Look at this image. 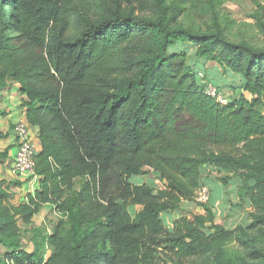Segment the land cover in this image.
<instances>
[{
    "label": "trees",
    "instance_id": "1",
    "mask_svg": "<svg viewBox=\"0 0 264 264\" xmlns=\"http://www.w3.org/2000/svg\"><path fill=\"white\" fill-rule=\"evenodd\" d=\"M177 1L182 8L0 0V88L19 84L39 140L34 194L2 208L10 193L0 181V246L13 264H185L210 253L235 233L213 221V206L170 229L162 218L201 185L211 190L207 166L223 183L242 173L238 193L251 220L235 229L253 248L245 231L264 226V47L230 41L219 27L184 26L185 10H212L213 0ZM185 43L196 46L195 62ZM207 61L214 66L205 70ZM207 84L242 94L220 105ZM145 168L162 188L129 182ZM46 205L60 215L52 232L20 250L18 219L30 224Z\"/></svg>",
    "mask_w": 264,
    "mask_h": 264
},
{
    "label": "rangeland",
    "instance_id": "2",
    "mask_svg": "<svg viewBox=\"0 0 264 264\" xmlns=\"http://www.w3.org/2000/svg\"><path fill=\"white\" fill-rule=\"evenodd\" d=\"M169 1L178 4L182 8L181 3L177 0ZM213 4L212 10L209 11L185 10L178 21L194 30H213L219 27L222 34L230 41L246 42L256 48L264 47V0H213ZM182 46L188 54V60L195 62L194 51L196 46L189 43H185ZM213 66L214 63L210 61L204 62L205 70L211 69ZM218 70L219 72L221 71L220 69ZM220 76L231 81L225 73H220ZM200 80L205 85V77L200 75ZM223 92L228 100H233L242 94L239 88L233 89L231 87H223ZM244 95L248 99L250 98L247 93H244ZM262 111L264 112V106ZM5 167L0 166V174L3 178H17L11 173L10 168L9 171L5 172ZM144 172V175L140 177H130L129 182L131 184L145 182L156 189L163 187L164 181L157 178L149 168H145ZM207 174L208 176L211 175L215 180H220L226 176L225 174L219 176L216 172H208ZM241 174V172L234 175L228 174L229 177H226L227 179H236L233 184L227 181H225L226 183L222 182L224 190H220V195L217 191L218 182H208L211 190H209L207 203L199 204L192 198L186 203H180L179 206L181 208L179 210L181 214H177L176 210L171 211L174 217L178 216V219L181 218V215L189 218L193 214L202 212L206 214V207L213 206V221L224 225L231 231L235 230L231 240L217 246L210 253L190 259L185 264H264V226L245 231V234L253 240V248L245 241L242 232L235 229L240 225H247L251 220V208L240 199L238 193L239 188L243 186L241 185ZM235 175L240 176V178L235 177ZM2 186L6 187L10 193L9 199H4L2 206V208H8L17 203L18 199L15 197L14 192L11 191L10 186L6 185V180L2 183ZM139 208L136 207L135 210ZM1 213L0 209V217ZM59 218L60 215L55 207L46 205L42 207L39 214L33 218L30 224L25 225L18 219V229L13 235L19 238L20 250H30L32 248V240L35 237L40 240L44 233H51ZM256 251L260 252L262 256H258L255 253ZM5 252L6 249L0 246V264H13L10 254L8 255ZM45 255H48V250L45 251Z\"/></svg>",
    "mask_w": 264,
    "mask_h": 264
},
{
    "label": "crops",
    "instance_id": "3",
    "mask_svg": "<svg viewBox=\"0 0 264 264\" xmlns=\"http://www.w3.org/2000/svg\"><path fill=\"white\" fill-rule=\"evenodd\" d=\"M23 96L19 91V84L6 81V84L0 88V153L6 152V157L1 158L0 166L5 167V172L11 167L15 152H16V142L14 125L16 122L23 120L26 121L24 109L20 106ZM36 142V151L39 150V140H38V129L37 127H30ZM7 168V169H6ZM210 166H207L203 170V180L207 182L217 181L218 193L220 195V190H224L222 187V182L220 180H215L211 175L208 176V172L217 173L219 176L222 175L216 168L210 170ZM140 177V176H139ZM6 180V185L10 186L12 192H14L15 197L18 199L17 202L25 199L27 193L34 194V191L38 188V178L35 179H21L14 178L6 179L0 174V181L4 183ZM17 182V183H15ZM233 184L234 181L231 179L228 181ZM145 182H141L142 184ZM11 192V193H12ZM188 200H182L180 203L187 202ZM181 208V206L179 207ZM179 208L176 209L177 214H181ZM250 208V207H249ZM204 214L205 213H200ZM184 215V214H183ZM181 217H183L181 215ZM165 227L170 229L172 227L173 221L178 219V216L174 217L173 213L163 214L162 216Z\"/></svg>",
    "mask_w": 264,
    "mask_h": 264
},
{
    "label": "built area",
    "instance_id": "4",
    "mask_svg": "<svg viewBox=\"0 0 264 264\" xmlns=\"http://www.w3.org/2000/svg\"><path fill=\"white\" fill-rule=\"evenodd\" d=\"M206 94L211 96L220 105L228 102L223 90L207 84L205 88ZM16 152L11 163V173L21 179H35L34 172V155L36 153V142L26 121L20 120L14 125ZM193 200L199 204H205L209 200V188L201 185L193 196Z\"/></svg>",
    "mask_w": 264,
    "mask_h": 264
}]
</instances>
